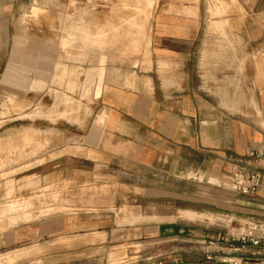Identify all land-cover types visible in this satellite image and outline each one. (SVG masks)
<instances>
[{"label":"crops","instance_id":"crops-1","mask_svg":"<svg viewBox=\"0 0 264 264\" xmlns=\"http://www.w3.org/2000/svg\"><path fill=\"white\" fill-rule=\"evenodd\" d=\"M72 1L0 0V94L28 113L46 101L51 137L39 181L59 198L46 209L62 210L45 216L50 232L13 246L43 241L41 264H264L258 250L218 242L264 227V190L244 196L224 186L264 146V24L244 27L237 11L235 25L187 28L159 14L150 70L104 83L103 73L69 91L56 71ZM36 7L52 22L27 24ZM87 60L77 64L98 65ZM70 96L92 98L90 122L78 106L68 114ZM207 251L217 260L206 261Z\"/></svg>","mask_w":264,"mask_h":264},{"label":"rangeland","instance_id":"rangeland-1","mask_svg":"<svg viewBox=\"0 0 264 264\" xmlns=\"http://www.w3.org/2000/svg\"><path fill=\"white\" fill-rule=\"evenodd\" d=\"M144 4L149 5L147 11L140 9ZM37 10L36 7L32 11L33 18L24 20L27 24L52 22ZM259 10L262 14L264 0L72 1L62 21V51L56 80L64 83L69 91L76 89L78 84L85 91L86 84L92 83L103 73L104 83L108 75H115L116 79L119 74L135 75L140 70H150L149 62L146 63V58H150L148 45L156 30L155 17L159 14H165L169 22L173 19L177 22L185 21L187 28L197 22L204 29L209 25H235L236 19L233 16L241 12L243 15L238 22L248 28L259 24V20L261 25L264 24L262 17L254 18ZM53 22L55 23V19ZM86 33L90 34V40L82 38ZM74 37H79V41L69 43L68 48L63 46L65 41ZM91 54L98 57V65L77 64L84 62L87 57L90 63ZM81 79H85L83 88ZM80 98L66 97L63 105L69 109L68 114H71L70 109L74 112L73 109L78 106V112H83L85 120L90 122L89 101L92 98H82L83 106ZM19 101L18 98L6 94L2 97L0 94V139L3 140V145L0 146V264H41L39 256L43 252V241L37 243L34 239L30 242L26 240L19 243L20 248L17 249L18 244L13 246L11 239L34 234L43 237L51 228L44 226L48 215L62 210L54 209V206L46 209L50 198L55 202L59 198L58 195L45 193L43 183L39 181L43 174L44 146L46 139L51 137V132L46 130L49 125L44 122L43 110L47 103L39 98L35 103L37 107L34 109L32 105V112L28 113V106L16 103ZM52 101L54 102V98ZM70 118L71 116L69 121ZM56 221L54 219L52 223ZM107 262L105 264H116Z\"/></svg>","mask_w":264,"mask_h":264},{"label":"built area","instance_id":"built-area-1","mask_svg":"<svg viewBox=\"0 0 264 264\" xmlns=\"http://www.w3.org/2000/svg\"><path fill=\"white\" fill-rule=\"evenodd\" d=\"M224 186L244 196L255 195L258 191L264 190V146L260 150L249 152L244 158L243 166L230 173ZM218 242L228 243L230 248L235 247L238 250L252 248L264 253V227L258 232L252 230L237 235L221 236ZM208 245L212 246L213 243L209 242ZM205 260L212 262L217 259L213 253L207 251ZM218 261L222 264L228 263L226 258Z\"/></svg>","mask_w":264,"mask_h":264},{"label":"bare ground","instance_id":"bare-ground-1","mask_svg":"<svg viewBox=\"0 0 264 264\" xmlns=\"http://www.w3.org/2000/svg\"><path fill=\"white\" fill-rule=\"evenodd\" d=\"M231 1H232V2H235V0H234V1L231 0ZM228 3H230V2H228ZM148 6H149V5H148ZM148 6H147V4H144V7H143V8H140V7H139V8H140L141 10H144V11L146 10V11H147V10L149 9V8L147 9ZM139 8H138V9H139ZM226 10H229V9L226 8ZM136 12H137V11H136ZM141 13H142V12H141ZM139 14H140V13H139ZM240 14H241V12H240ZM82 38H84V40H88V39L90 40V34H89V33H88V34L86 33ZM79 39H80L79 37H74L73 39H69V40H67V41H65V42L63 43V46L68 48V47H70V44H73V43L78 42ZM69 43H70V44H69ZM189 215H190V214H189ZM187 218H188V217H187ZM193 218H194V216H193Z\"/></svg>","mask_w":264,"mask_h":264}]
</instances>
